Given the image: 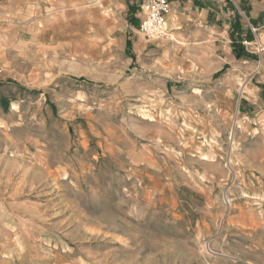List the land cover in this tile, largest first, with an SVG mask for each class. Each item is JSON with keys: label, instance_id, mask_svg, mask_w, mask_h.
Returning <instances> with one entry per match:
<instances>
[{"label": "rangeland", "instance_id": "rangeland-1", "mask_svg": "<svg viewBox=\"0 0 264 264\" xmlns=\"http://www.w3.org/2000/svg\"><path fill=\"white\" fill-rule=\"evenodd\" d=\"M178 1L0 0V264H264V0Z\"/></svg>", "mask_w": 264, "mask_h": 264}, {"label": "crops", "instance_id": "crops-1", "mask_svg": "<svg viewBox=\"0 0 264 264\" xmlns=\"http://www.w3.org/2000/svg\"><path fill=\"white\" fill-rule=\"evenodd\" d=\"M128 1L130 5L132 6L133 10L135 11V8H136L135 2H132V0H128ZM213 1L215 0H187L185 3H183V6L184 8L189 9L190 18L195 17L196 23H198L199 21L200 23H203V22L211 23L212 16H211V12L209 11L212 10L210 6L213 5ZM251 1L252 0L243 2L241 3V6L239 5L238 7L235 5L233 0H224V4L226 5V7L228 9H231L233 12V15L229 19V21L223 24L224 27L227 26L226 24H229V31H228L229 36H230L231 31L234 29L235 33L238 32V34L241 35V37L248 34L252 38L251 33L248 30V26L241 21V12L242 13L244 12L243 9H248L247 13H245L246 15L245 14L244 15L249 18V22L251 23V25H253L254 27L256 26L258 28L263 27L259 24V21H258L260 12L263 11V7L261 6L259 7L255 4H251ZM181 6L182 5H180L178 0L170 1V11L166 15V23L170 26L172 30H175L177 28L175 26L179 25L180 22L184 19L183 12H182L183 7ZM234 24L235 25L238 24L239 26L236 27ZM212 26H214V23ZM172 33L175 34L176 31ZM259 35L262 38H264V30H262Z\"/></svg>", "mask_w": 264, "mask_h": 264}, {"label": "built area", "instance_id": "built-area-1", "mask_svg": "<svg viewBox=\"0 0 264 264\" xmlns=\"http://www.w3.org/2000/svg\"><path fill=\"white\" fill-rule=\"evenodd\" d=\"M171 0H134L139 19L138 30L151 38L163 32Z\"/></svg>", "mask_w": 264, "mask_h": 264}, {"label": "trees", "instance_id": "trees-1", "mask_svg": "<svg viewBox=\"0 0 264 264\" xmlns=\"http://www.w3.org/2000/svg\"><path fill=\"white\" fill-rule=\"evenodd\" d=\"M133 23H137L136 19H131ZM138 24V23H137ZM239 24V23H238ZM238 24H234L236 27H238ZM244 38L241 37V35L238 34V32L235 33V30L233 29L230 33V38H231V46H232V51L236 58H239L241 56H248L247 53L244 51V48L241 44L242 40H251V37L246 34L243 36Z\"/></svg>", "mask_w": 264, "mask_h": 264}, {"label": "bare ground", "instance_id": "bare-ground-1", "mask_svg": "<svg viewBox=\"0 0 264 264\" xmlns=\"http://www.w3.org/2000/svg\"><path fill=\"white\" fill-rule=\"evenodd\" d=\"M165 26H166V22H165ZM165 26H164V27H165ZM164 32H165V31L163 30V32H162L161 34H159V35H164ZM154 36H156V35H154Z\"/></svg>", "mask_w": 264, "mask_h": 264}]
</instances>
